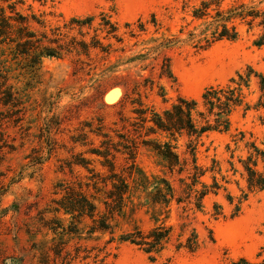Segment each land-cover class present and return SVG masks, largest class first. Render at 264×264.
<instances>
[{
	"label": "rangeland",
	"instance_id": "1",
	"mask_svg": "<svg viewBox=\"0 0 264 264\" xmlns=\"http://www.w3.org/2000/svg\"><path fill=\"white\" fill-rule=\"evenodd\" d=\"M199 1L20 0L17 10L22 15L35 16L43 24L40 27L32 22L34 30L49 33V29L60 27L67 36L80 39L76 29L66 32L63 25L71 19L94 16L95 26L102 13L117 25V35L123 42L105 41L104 34L97 32L100 41L112 44L108 55L90 49L87 56L72 52L60 58H43L29 82L22 77L19 82H10L27 98L20 123L14 124L11 120L0 123V145H3L0 148V264H228L241 257L256 261L255 255L264 245V191L248 194L246 200H242L247 193L245 183L238 174L232 175L227 161L230 151H234L232 162L234 168L240 170L237 158L245 155L243 143L235 148L231 141V136L238 132L244 133L245 142L255 141L262 147L264 125L260 122L264 109H250L244 114V106H241L231 117L229 133H212L198 148L199 164L208 167L214 159L226 183L216 176L225 191L207 197L204 213L197 214L193 220L203 241L195 253H175L170 245L150 261L135 246L112 243L105 250L106 258L102 259L104 254L101 253L94 259L108 236L98 241L86 240L87 229L84 228L80 236L60 238L65 242L61 245L60 236L43 227L54 218L64 228L72 222L62 212L55 214L50 210L54 207L52 201L60 197L54 194L59 192L58 184L85 182V177L89 176L82 167H68L75 156L80 154L83 159L92 161L88 168L95 173L107 175V170L98 164L102 159L87 153L102 150L99 144L102 138L89 133L85 124L92 130L100 127L99 130L109 137L108 144L112 146L109 160L116 174L127 176V172L136 168L148 176L161 175L164 169L160 160L141 145V125L134 113L141 109V102L160 112L177 97L198 100L205 88L223 86L236 78V72L245 73L247 67L264 79V46L253 45L257 30L247 33L241 26L237 41H222L206 50L194 47L195 44L187 40V32L193 27V24L188 25L189 14ZM241 1L264 9V0H223V6ZM152 15L155 26L151 23ZM141 22L145 24V34H141ZM125 24L130 27L126 28ZM82 33H87L83 38L87 42L93 35L88 29H83ZM149 39L177 41L150 55L148 61L141 64V53L148 47L142 42ZM164 58L169 61L174 81L157 78ZM143 79L153 82L145 83ZM250 82L249 89H244V102L253 107L260 95L259 79L252 77ZM150 83L151 89L148 88ZM158 87L164 89L167 103L157 95ZM83 133H86L85 145L73 144L71 138ZM183 142L180 140L179 144ZM122 144L129 146L131 153L123 149ZM226 144H229V151L225 149ZM48 148L53 149L50 152ZM227 196L233 198L232 204ZM239 199V211L235 213ZM213 204L221 207L222 215L216 219L211 216ZM127 206L125 217L118 219L120 226L115 230V237L134 227L147 231L152 226L145 208L141 207V192L135 193ZM171 219L174 222L175 212ZM84 223L91 226L88 219H84ZM78 227L81 229L84 225ZM209 232L212 241H209ZM53 244L61 246L62 257L55 258L53 252L43 251V247ZM84 256L87 258L82 259Z\"/></svg>",
	"mask_w": 264,
	"mask_h": 264
},
{
	"label": "trees",
	"instance_id": "2",
	"mask_svg": "<svg viewBox=\"0 0 264 264\" xmlns=\"http://www.w3.org/2000/svg\"><path fill=\"white\" fill-rule=\"evenodd\" d=\"M19 3L20 0H0V108L3 109L0 111V123L4 120H11L14 124L22 121L21 114L25 111L27 96L10 82H19L20 77L27 78L26 82H29L36 75L35 72L43 58H60L72 52L87 56L90 49H98L108 55L112 44L100 41L97 32L104 34L102 39L105 41L114 39L119 44L123 42L117 35V25L102 13L99 14L100 20L95 26L94 16L71 19L68 24L63 25L66 32L76 29L80 39L67 36L60 27L49 29V33L34 30L32 22L43 27L42 22L33 15H22L17 10ZM189 17L188 25L193 24V27L187 32V40L193 42L194 47L198 49L206 50L222 41H237L240 38L241 26L246 28L247 33L257 30L253 45L264 46V9L252 3L233 2L225 7L223 0H200L198 5L192 8ZM151 23L155 26L153 15ZM124 26L130 27L129 24ZM83 29L93 31L88 42L83 39L87 34L82 33ZM140 31L141 34L146 33L145 24L142 22ZM179 32L182 33V29ZM129 33L133 35L131 30ZM175 41L177 40L143 41L148 47L141 53V64L148 61L150 55L157 54L163 47ZM146 67L147 65L143 66ZM158 70L159 80L174 81L167 59L162 60ZM235 76L236 78H231L223 86L205 88L198 100L177 97L160 112L141 102V109L134 110L141 125V145L160 160L164 169L161 175L148 176L136 168L127 172V176L116 174L114 165L109 160L112 147L108 144L109 137L99 130L100 127L92 130L91 126L85 124L89 133L102 138L99 144L103 149L90 150L87 153L102 159L98 164L107 170V175L95 173L88 168L92 161L83 159L80 154L75 156V160L68 162V167H82L89 176L85 177V182L58 184L59 192L54 194L60 197L52 201L54 207L50 210L55 214L62 212L63 215L69 216L72 222L64 228L61 222L54 218L43 227L52 234L59 235L61 245L65 242L60 238L78 234L80 236L84 228L87 229L84 238L86 240L98 241L101 237L108 236L103 247L94 254V259L99 258L101 253L104 254L102 259L106 258L108 254L105 250L112 243L135 246L146 254L150 261L159 257L170 245L175 253L198 251L203 241L193 226V220L197 214L204 213V201L207 197L217 196L220 190L225 191L216 177L218 175L225 181L219 163L212 159L210 166L200 165L197 158L198 148L203 146V139L212 133H229L231 117L241 106H244V114L250 109H264L263 77L253 72L250 67H247L243 74L236 72ZM252 77L259 79L260 95L253 107H250L244 102V89H249ZM142 81L153 82L146 79ZM146 87L145 84L144 88ZM148 88H152L151 83ZM157 95L162 98L163 103H167L162 87H158ZM260 124L264 125V117ZM83 137H86V133L71 138L72 143L84 146ZM180 140H184L182 145L179 144ZM231 141L235 148L239 143H243L245 155L237 158L240 170L234 168L232 162L234 151H230L227 163L232 175L238 174L245 183L247 193L242 198L245 201L248 194L264 191V139L261 148L255 141L245 142L243 132L231 136ZM1 147L3 145H0ZM122 148L131 153L129 146L122 144ZM48 149L51 152L53 148ZM225 149L229 151V144H226ZM114 151L118 150L114 148ZM206 178L209 181H206ZM137 192H141V207L145 208L152 226L147 231L134 227L131 231L115 237V230L120 226L118 219L125 217V209ZM227 200L229 204L233 203L232 197L227 196ZM240 203L241 199L235 205V213L239 211ZM173 212L174 222L171 219ZM221 215V207L213 204L211 216L216 219ZM84 219H88L91 226H86ZM80 224L84 225L81 229L78 227ZM209 241H212L211 233ZM43 249L46 253L53 252L55 258L61 256V246L53 244ZM75 253L78 257L77 250ZM86 258L87 256H84L82 259ZM255 260L250 262L241 257L228 264H264V245L256 253Z\"/></svg>",
	"mask_w": 264,
	"mask_h": 264
}]
</instances>
